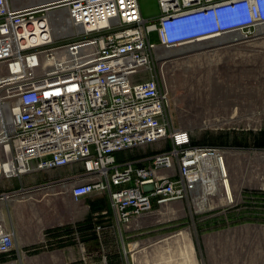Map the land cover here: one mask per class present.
<instances>
[{"label":"built area","instance_id":"obj_1","mask_svg":"<svg viewBox=\"0 0 264 264\" xmlns=\"http://www.w3.org/2000/svg\"><path fill=\"white\" fill-rule=\"evenodd\" d=\"M16 3L0 0V181L22 183L29 174L80 164L62 186L77 202L109 195L111 212L104 214L126 229L157 206L204 205L223 196L230 150L197 144L190 131L175 127L157 50L250 40L264 25V0H158L152 22L141 0ZM162 141L171 147L128 155ZM96 230L101 235L104 227ZM26 257L13 226L0 220V264H24Z\"/></svg>","mask_w":264,"mask_h":264},{"label":"rangeland","instance_id":"obj_2","mask_svg":"<svg viewBox=\"0 0 264 264\" xmlns=\"http://www.w3.org/2000/svg\"><path fill=\"white\" fill-rule=\"evenodd\" d=\"M16 1V5H32L40 0ZM141 6L149 22L160 15L158 0H141ZM214 39L172 49L159 47L155 61L170 89L171 119L175 127L190 131L197 144L226 146L230 150L227 164L234 203L222 201L221 194L202 207L185 200L175 201L165 208L155 207L153 215L142 218L144 228L131 231L140 234L136 238L173 236L167 242L169 245L173 241L177 243L178 264H205L203 242L212 228L205 225L207 219L215 221L213 228L234 227L231 235L238 239L262 234L261 226L264 225V193L261 191L264 178V26L254 30L252 39L239 41L235 46L229 45L230 38ZM152 41L157 42L155 33ZM170 147L169 142L162 141L145 149L129 151L128 155H152ZM8 184L9 180L0 181V212L5 215L8 226L22 230L20 243L37 241L49 225L66 220L68 214L62 204L66 207L69 200L53 204L52 189L45 190V197L48 194L45 200L43 197L20 206L15 199L22 196L8 201L1 198L2 193L9 191ZM100 201L107 204L104 199ZM81 204L85 213L90 210L88 200ZM237 247L238 250L233 251L239 256L240 245ZM243 249L251 264L253 246L244 243ZM37 258L39 256L31 257L28 264H44ZM227 261L237 262L236 259Z\"/></svg>","mask_w":264,"mask_h":264},{"label":"crops","instance_id":"obj_3","mask_svg":"<svg viewBox=\"0 0 264 264\" xmlns=\"http://www.w3.org/2000/svg\"><path fill=\"white\" fill-rule=\"evenodd\" d=\"M81 169L80 164L64 166L55 170L39 171L26 175L23 177L22 183L19 179L10 180L9 191L19 190L22 187L33 189L23 198L15 199L21 204L20 206H26L27 201H35L43 197L45 200L48 195L45 197V190L48 189H52L50 197L53 204L57 201L69 200L66 207L62 204L68 214L66 220L49 225L43 230V237L37 241L25 240L20 243L19 235L22 230H17L13 226L18 244L27 252L24 264H28V260L33 256H39L37 259L44 264H89L99 261L105 256L108 258L109 264H178L179 247L174 241L171 245L167 242L173 236L162 239L156 237L136 238L140 234H133L131 231L144 228L141 224L137 227L133 226L131 229L121 228L112 218L105 215L104 212L111 211L109 195L95 193L86 199L75 201L70 189L63 187L61 181L71 177ZM14 180L16 182H13ZM103 199L107 201V204L100 201ZM87 200L91 205L88 206L90 210L85 213L81 202ZM4 218L3 212H0V219ZM89 218L91 220L87 226L77 229L78 224L84 223ZM213 222L215 221L208 219L205 221V225L208 226L209 224L208 227H212L211 231L206 233L203 242L205 264H248V254L243 249L244 243L253 246L251 264H264V225L261 226L262 234L238 239L231 235L234 227L213 228V224H215ZM99 225L104 227L101 235H98L96 230ZM66 226L75 229L66 232L63 230ZM55 229H60L59 233L54 234ZM47 233H51V235ZM125 237L127 241H125ZM137 243L139 245L135 247ZM237 245H240L239 256L233 251L238 250ZM230 259H236L237 262L230 263L227 261ZM239 259L240 262H238Z\"/></svg>","mask_w":264,"mask_h":264},{"label":"bare ground","instance_id":"obj_4","mask_svg":"<svg viewBox=\"0 0 264 264\" xmlns=\"http://www.w3.org/2000/svg\"><path fill=\"white\" fill-rule=\"evenodd\" d=\"M53 1V0H52ZM39 2H42V3H47V2H51V1H49V0H40ZM39 2H37L36 4H42V3H39ZM33 5V4H32ZM35 5V4H34ZM57 15L56 16H54V19L55 20H59V19H61L62 18V16L61 15H59V17L57 18ZM57 23V26H59V21H57L56 22ZM264 26V25H263ZM236 37H238V39H240V36L239 35H237ZM214 39V38H213ZM213 39H210V40H213ZM219 39H221V38H215L214 40H219ZM223 39V38H222ZM238 39H236V40H238ZM6 201H8V200H10V199H8V197H5L4 198ZM226 199V201H227V204H231V203H234V197H233V194H232V188H231V185H230V183L226 186V189L224 188V193H223V197L221 198V200L223 201V200H225ZM201 207L203 206V203L200 205ZM0 220H4V219H0Z\"/></svg>","mask_w":264,"mask_h":264},{"label":"trees","instance_id":"obj_5","mask_svg":"<svg viewBox=\"0 0 264 264\" xmlns=\"http://www.w3.org/2000/svg\"><path fill=\"white\" fill-rule=\"evenodd\" d=\"M111 212V211H110ZM91 220V218H89V219H87V222H84V223H81V224H78L77 225V229H80V228H83V227H85V226H87L88 225V222ZM75 228L73 227H70V226H66V227H64L63 228V230L64 231H66V232H70V231H73ZM59 231H60V229H55V231H53L54 232V234L55 233H59ZM52 233V232H51ZM51 233H49L48 235H51Z\"/></svg>","mask_w":264,"mask_h":264}]
</instances>
